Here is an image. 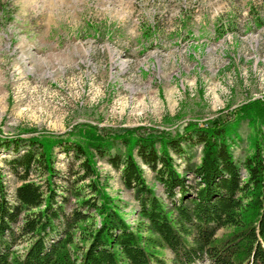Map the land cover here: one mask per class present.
<instances>
[{
  "label": "rangeland",
  "instance_id": "rangeland-1",
  "mask_svg": "<svg viewBox=\"0 0 264 264\" xmlns=\"http://www.w3.org/2000/svg\"><path fill=\"white\" fill-rule=\"evenodd\" d=\"M257 101H264V0H0V173L10 201L20 183L8 164L12 138L21 153L42 136L73 144L111 130L174 134L187 121L219 122ZM236 116L228 142L241 165L253 151L251 137L264 139V119ZM130 143L110 137L103 154L87 152L125 222L146 235L134 191L109 158L130 155L156 196L164 193ZM179 144V153L167 146L178 171L199 163L200 144ZM62 145L51 156L58 190V176L74 161L72 147ZM152 250L171 262L167 248Z\"/></svg>",
  "mask_w": 264,
  "mask_h": 264
},
{
  "label": "trees",
  "instance_id": "trees-1",
  "mask_svg": "<svg viewBox=\"0 0 264 264\" xmlns=\"http://www.w3.org/2000/svg\"><path fill=\"white\" fill-rule=\"evenodd\" d=\"M236 115L262 120L264 101L243 105L219 122L187 121L174 134L145 127L126 136L111 130L73 144L42 136L30 139L21 153L12 138L15 154L8 164L20 183L10 201L0 173V264H264V139L251 137L253 151L237 164L228 142ZM110 137L135 144L162 185L164 199L145 183L130 155L122 162L109 158L134 191L146 235L125 222L88 156L89 148L103 154V140ZM182 140L200 144L201 156L178 171L168 147L179 153ZM55 144L72 147L74 154L58 176L59 190L51 161ZM33 172L45 175L43 182L29 179ZM221 228L229 231L218 236ZM157 245L171 252L170 263L152 250Z\"/></svg>",
  "mask_w": 264,
  "mask_h": 264
}]
</instances>
